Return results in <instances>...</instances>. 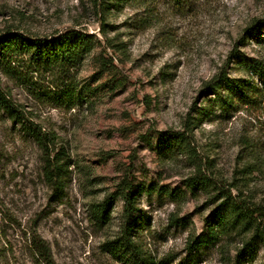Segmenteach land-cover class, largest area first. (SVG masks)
I'll use <instances>...</instances> for the list:
<instances>
[{"label": "rangeland", "instance_id": "obj_1", "mask_svg": "<svg viewBox=\"0 0 264 264\" xmlns=\"http://www.w3.org/2000/svg\"><path fill=\"white\" fill-rule=\"evenodd\" d=\"M259 20L264 0H0V35L95 44L75 66L0 60L1 93L48 140L44 152L0 109V264H130L107 244L125 227V185L128 238L153 264H264V78L247 66L264 67ZM223 75L243 94L224 111ZM68 88L87 99L63 103ZM47 161L62 164L53 178ZM108 196L110 222L96 223L91 204ZM231 200L247 225L188 250Z\"/></svg>", "mask_w": 264, "mask_h": 264}, {"label": "trees", "instance_id": "obj_2", "mask_svg": "<svg viewBox=\"0 0 264 264\" xmlns=\"http://www.w3.org/2000/svg\"><path fill=\"white\" fill-rule=\"evenodd\" d=\"M112 1L116 5L129 3V2H139L146 0H107ZM173 2H179L182 0H171ZM104 0H101L103 3ZM102 10V9H101ZM260 26H264V20H259L257 26L252 28L251 33L258 30ZM93 36L91 34H86L85 32H79L75 30H68L63 32L57 37L52 38H38L31 36L29 34L23 35L19 32H7L0 35V60H6L8 62L12 61L14 57L23 55L27 56L29 61L35 64H40L45 69H51L55 66H65L71 65L75 66L81 62L84 57L90 52L94 47ZM247 66L260 77L264 78V67L259 63H253ZM224 84L226 89L229 91L230 96L226 99L221 97L218 92L214 94L213 102H217L222 111L228 108L231 99L240 98L243 96L241 91V85L229 82L226 76H221L218 85ZM215 91L219 90V86H216ZM89 89L83 88L82 94L76 93L74 89L68 88L66 91L62 92L61 101L67 105L71 104L72 100L80 99L86 100L87 93ZM0 109L9 114L14 120H16L25 131L29 132L31 137L41 146L42 150L45 152L48 149L47 137L44 133H41L35 124L26 120L21 112L1 93L0 91ZM164 136H168L164 134ZM172 141L175 147L180 149H186L188 147L187 142H185V137L182 134L171 135ZM166 141V140H165ZM185 143V144H184ZM184 147V148H183ZM59 151L58 153H60ZM58 155V154H57ZM47 167H45V174L50 175L53 178V172L56 170L61 171L62 164L49 165L47 161ZM65 164L64 166H66ZM70 165V163H69ZM68 165V166H69ZM54 169V171H53ZM189 188L194 190L192 180H190ZM117 195L122 199V217L124 218L125 227L121 232V235L115 241L108 242V249L113 252V254L118 253L123 262H128L130 264H153L151 261L140 255L137 247L132 244L128 238L130 230V218L135 211V199L136 194L131 191L130 186L125 185V187H120L118 189ZM112 196L106 197L103 201L91 204L90 215L96 223L107 224L110 222L109 208L111 205ZM214 217L216 219L217 228L212 224H206L207 233L204 235H198L194 237L188 245V250H195L197 247L207 243L217 240L220 235H225L233 233L235 230L245 223L247 225V220L249 219L241 210V207L237 202L231 200L228 205L221 209H216L214 211ZM244 227V226H243ZM249 242H246L242 249L238 250V258H242L243 254L250 249ZM248 252V251H247ZM43 256V255H42ZM44 264H53L49 257L44 256Z\"/></svg>", "mask_w": 264, "mask_h": 264}]
</instances>
